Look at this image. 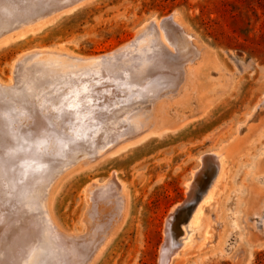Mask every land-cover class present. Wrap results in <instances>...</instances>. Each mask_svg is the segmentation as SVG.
<instances>
[{"label": "rangeland", "instance_id": "1", "mask_svg": "<svg viewBox=\"0 0 264 264\" xmlns=\"http://www.w3.org/2000/svg\"><path fill=\"white\" fill-rule=\"evenodd\" d=\"M9 1L18 3L26 12L28 7L23 3L26 0ZM33 2L28 0L29 4H26L31 8ZM173 12L174 19L190 35L191 43L200 54L198 57L191 53L182 55L181 66L186 70V78L181 87L163 91L150 104L149 122L156 121L152 130L142 135L139 128L133 129L131 136L113 141L115 146L113 142L109 143L113 148L107 144L101 149L98 147L100 151L92 149V156L87 153L76 162L68 163L65 152L60 156L62 164L69 167L65 166L50 188L48 204L55 219L51 223L58 225L54 227L49 222L48 228L52 232L47 233L50 241L54 242V237L57 239L54 243L57 251L62 253L56 251L59 264L71 262L69 257L72 252L76 254L75 246L78 250L81 245L85 252L97 244L96 235L100 237L105 229L111 230L105 246L94 252L88 250L92 254L88 257L90 264H159L164 229L173 207L185 202L187 183L193 172L201 167V157L217 150L225 155L221 181L213 195L201 201L204 204L198 226L190 232V240L186 239L178 254L172 256L171 264H259L264 258V0H81L70 3L52 15L38 17L33 24L0 33V81L4 87L13 84L17 60L25 53L43 47L65 49L90 58L130 43L129 51L120 54L118 60H127L128 66L139 71L138 65L142 67L143 62L150 61L152 53L151 47L144 43L148 39L155 41L153 34L156 32L149 27L151 20H161ZM144 29L142 39L133 43L137 31ZM170 48L175 49L172 44ZM173 52L175 54L176 49L171 55ZM92 65L80 66L81 69L73 72L90 75L82 76L86 82L80 83L77 93L68 99L76 110L85 113L84 107L93 106L94 109V106L112 100H125L133 89L141 91L142 81L127 86L128 73L110 74L101 69L105 65ZM23 67H18L20 73ZM162 82L168 84L165 80ZM3 93L9 101L15 98L10 92ZM55 105L49 109L56 111L57 103ZM69 112L60 120L62 126L57 129L60 135L54 132L53 136L63 137L66 141L64 135L69 136L72 131L75 134L81 128L79 133L86 134L96 128L90 125L88 132L90 126L86 122L89 120L84 121ZM49 119V129L55 128L56 124ZM98 152H102L100 156ZM208 172L200 175L202 184ZM114 173L123 183V190L117 191L113 186ZM111 187L113 193L110 194ZM121 193L126 198L123 203ZM195 197L190 206L197 203L198 195ZM112 200H115L114 208ZM179 209L172 216L170 225L175 238L181 219L189 212V207ZM92 211V216L99 218L97 225L89 221L88 215L91 216ZM84 217L88 220L83 224ZM100 218L103 221L112 218V221L103 222ZM78 236L80 239H75V245L73 238ZM69 242L74 246H69Z\"/></svg>", "mask_w": 264, "mask_h": 264}, {"label": "bare ground", "instance_id": "2", "mask_svg": "<svg viewBox=\"0 0 264 264\" xmlns=\"http://www.w3.org/2000/svg\"><path fill=\"white\" fill-rule=\"evenodd\" d=\"M0 1V7L2 10H0V14L2 13L5 16L2 17V14V16H0L1 33L2 31L10 29L12 27L18 28L23 25L33 24V21H35L38 17H46L48 15H52L56 11H59L62 8L70 5V3L72 4L81 0H33V7L31 8H29V6L32 5V2L28 6L26 4V2L28 3V0H22V2L25 1L23 3H25V6L28 7L26 12H24V9L19 8L20 5H18V3L14 4V0V3H10L9 0ZM7 13L10 15H7ZM21 13L22 15L18 16V14ZM25 13H28L29 15H25ZM174 14L175 13L173 12L169 17L163 18L161 20H151L149 27L152 31L154 30V32H156H151L152 34L154 33L153 36L155 35V38L153 37L155 41H153V39L152 41L148 39V42L146 41V43H144L146 44V47H151L150 51L152 50V53L149 59L150 61L143 62L144 65L142 67L138 65V68L140 69L139 71H134L131 66H128L127 60L123 61V58L122 60H118L120 54L124 53L125 50L130 49V43H125L124 46L114 50L113 52L104 53L97 56L93 55L90 58L81 57L65 49H59L56 47H43L25 53L17 60L16 67L13 70V84L4 87L5 85H3V83L0 81V264H59L57 262L58 259L56 257V254L57 252L58 254L62 253H59V251H57V244L54 243L57 239H55L54 237L52 238L54 239V242L50 241V235L48 236L47 233L49 234L52 232L48 228V225L52 224V226L54 227L55 224L58 225L57 223H51L55 219L53 218L49 209L48 195L54 179L58 178V176L66 166V163L64 165L62 164V158L60 156L62 155V152H65L64 154L69 157L67 161L68 163L74 161L76 162L77 159L79 160V158L81 159L85 155H88L87 153L91 155L93 151H90L92 149L94 150L98 147H100L101 149V147H105V145L113 141L115 142V140L119 141V138H127L131 136L132 134L130 132L133 131V129L139 128L138 131L140 132L141 130L142 135L145 134V132H150L152 130L150 128L156 121L155 119H153L152 122H149V114H152L148 113L151 110V107H149L150 104H152V101H155L163 91L167 89L171 91H174L175 89L177 90L178 86H180L186 78V70L182 67L183 65L181 66V63L183 62L181 61L182 55H184L185 53H191L193 57H198L200 54L199 50L191 43L189 38L190 35L186 33L183 27L174 19ZM22 19H24V22L22 21ZM145 31L146 29H144V31L138 30L133 43H137L138 40L142 39L141 35ZM169 44H172L175 47L176 55L174 54V52V55H171L172 51L175 49L172 50V47L170 48ZM136 50L138 49H135V51ZM146 50L144 51L145 53ZM180 55L181 57H179ZM140 56H143V53ZM140 56L138 57L140 58ZM79 63H81L82 65L84 64V66H93L92 64H94L95 66V64H97V66L100 67L101 64L103 66L105 65L101 69H103V72H108L110 74H116L121 71L126 72L128 73L127 86L129 85V83L134 85V83L138 84L141 81L144 84L142 86H139V88L141 89L140 92H137L136 89H133L125 100H120L121 98L117 99L116 101L112 100L110 102L104 103V105L102 104V106H94V109L93 106L92 108L88 109H85L84 107V113L83 110H76L73 107V103L68 101L71 96L77 93L76 91L79 89L78 87L81 85L80 83L84 84V82H86L83 80L82 76L86 78L90 76L89 74L84 72L73 73L75 72L74 70H79L81 69V67H84ZM130 63L132 62L130 61ZM77 64H79L81 67ZM22 65L24 67L23 71H21L20 73L18 67ZM92 70H94V68ZM163 80L167 81L166 83L168 84H163ZM10 81L12 80L10 79ZM127 86L125 85V87ZM134 87L135 86H132V88ZM4 91L10 92L15 98H13V100L10 99L9 101L5 97L3 93ZM9 102L11 104H9ZM55 103H57V107L55 108L56 111L50 110L49 107H55ZM9 107H11L12 109H9ZM91 109H93V111ZM69 111L73 112V114L78 115V117H82L84 121L89 120L86 123L89 124V126L91 125L92 128H96L93 129L92 132H89V130H91L90 126V129H87L89 133L86 134H84V132L79 133V131L81 130V128H79V131L77 130V133L75 134L74 131H72L73 133H69V136L64 135V139L66 141L62 139L63 137L60 138V136V139H58L57 136L60 134L57 132V129L62 126L60 120L64 118L66 113L69 114ZM10 114L12 116H9ZM37 114L38 116H36ZM73 114H71V116ZM47 117L48 119L50 118V122H54L56 124L57 128L55 127L53 129H49V126L47 125ZM66 117L69 118L70 116ZM45 122L46 124H44ZM64 124L66 125V123ZM66 126L68 127V125ZM71 128L74 130L75 128H77V126L75 128ZM54 132L57 136L52 135ZM135 133L133 134L135 135ZM61 139L64 142H62ZM114 142L112 145L115 146ZM61 145H63V147ZM108 147H110V144ZM108 147L106 146V148ZM66 149L67 151L69 150V152H67ZM100 149L98 151H100ZM107 150L108 149H106L105 151ZM101 153L98 152V155ZM224 158V152L220 150L213 151L212 154L207 153L201 157V167L193 172L191 180L187 183L188 189L186 191L187 198L185 199V202L177 207H173L169 218L167 219L164 229V242L160 250V264H171L173 258L172 256L178 254L179 249L186 242L187 238V241L190 240L191 235L189 234L194 228L198 226L197 221L199 219V215L203 211L204 203H201V201L203 199L211 197L221 181L223 175ZM65 159L67 160V157ZM206 170L209 171V174L202 184L200 181V175ZM113 178H115L113 179V186L115 185V189L117 191L119 189L123 190L124 185L122 182H120V180H118L117 175H115V177ZM107 187H109V185H107ZM102 188L104 190L103 186ZM96 189L98 190V188ZM112 189L113 187H111L110 192H108V189L106 190L111 194L113 193ZM95 194L97 195L98 193ZM196 195H198V201L195 205L189 206L188 214L181 219L182 221L180 220L181 222L179 232L176 234L177 236L175 238V234H173L172 232L173 227H170L172 216L175 215L180 207L193 200L192 198H194ZM111 196H113V194ZM120 196L122 197V203L124 200L126 201V198L123 197L122 193ZM100 197H102V195H100ZM117 202H119L118 204L120 205L121 201L118 200ZM113 203L112 207L113 205H115V203ZM122 203L120 207L123 208ZM112 210L114 211V209ZM93 211L92 213H90L91 216L88 215V218L89 221L91 220L90 223L95 222L96 224V222L98 223L99 218H97L98 216H92V214L94 213ZM112 216L113 214H111V217ZM88 218L84 217L82 219L83 224L84 221L88 220ZM100 219L102 220L103 218ZM109 220L108 221L111 222L112 218ZM87 224L85 223L86 226ZM91 226L94 227V224H91ZM91 226H89L90 229ZM100 226L99 228H101ZM48 230H50V232H48ZM105 231L104 234L102 233V237L97 236L98 234L96 235V239L98 240L97 244H91L92 247L89 244L91 248L87 249V252H84V249H82L81 245H79V248H77L78 250H76L75 246L74 250L76 251V254H74L75 252L71 253L72 255L71 257H69L72 258L71 262H68L67 264H90L91 262L88 258L91 254L90 251H98V249H102V247H104L106 244L107 235L111 230L105 229ZM89 232L91 233V230ZM97 232L99 233L100 231L97 230ZM57 234H59V231ZM76 238L78 239L79 236L73 238L74 241ZM86 239H88V236ZM92 240H95L93 236ZM92 240L91 242L93 243ZM64 241L68 242L66 240ZM75 242L74 244L77 245V241ZM72 245L73 243H71L69 246ZM62 247L63 246H61L60 248ZM60 248L58 246V249ZM65 248L67 247L65 246ZM64 251L62 250V252ZM68 254L70 255V253ZM52 256L53 260L51 259ZM61 259L63 260V258Z\"/></svg>", "mask_w": 264, "mask_h": 264}, {"label": "water", "instance_id": "3", "mask_svg": "<svg viewBox=\"0 0 264 264\" xmlns=\"http://www.w3.org/2000/svg\"><path fill=\"white\" fill-rule=\"evenodd\" d=\"M166 17H169V15L166 16ZM166 17H164V18H166ZM190 205H191V202H187L186 204H184V205L181 207V210H182V209H185V208H188ZM160 249H161V248H160ZM160 259H161V252H160V254H159V264H160Z\"/></svg>", "mask_w": 264, "mask_h": 264}, {"label": "trees", "instance_id": "4", "mask_svg": "<svg viewBox=\"0 0 264 264\" xmlns=\"http://www.w3.org/2000/svg\"><path fill=\"white\" fill-rule=\"evenodd\" d=\"M259 264H264V258L259 261Z\"/></svg>", "mask_w": 264, "mask_h": 264}]
</instances>
